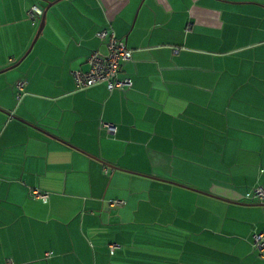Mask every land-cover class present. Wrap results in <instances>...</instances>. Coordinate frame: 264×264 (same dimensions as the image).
<instances>
[{"label":"crops","instance_id":"0c3cea01","mask_svg":"<svg viewBox=\"0 0 264 264\" xmlns=\"http://www.w3.org/2000/svg\"><path fill=\"white\" fill-rule=\"evenodd\" d=\"M104 28L132 85L77 91ZM257 186L264 0H0V264H264Z\"/></svg>","mask_w":264,"mask_h":264},{"label":"built area","instance_id":"2783aa9c","mask_svg":"<svg viewBox=\"0 0 264 264\" xmlns=\"http://www.w3.org/2000/svg\"><path fill=\"white\" fill-rule=\"evenodd\" d=\"M43 10L38 6H33L28 11L30 19L34 20L36 17L42 16ZM97 38L105 45L107 53L101 54L99 52H93L87 58L86 64L88 66L86 71H74L72 73L75 89L82 91L89 87L105 84L108 90L124 89L131 87L132 81L130 78L119 79L118 72L120 66L128 61L131 57V51L126 46L124 40L118 39L115 36L114 31L111 28H105L96 33ZM17 97H20V92H23V81L17 82ZM107 130V133L114 134L116 128L109 124H102ZM33 194L40 199L46 201L47 195L33 191ZM245 198L250 202H263L264 201V187L257 186L251 190V192L245 194ZM122 203L121 201H111L112 206H116ZM252 246L260 253L264 251V233H256L252 237ZM116 249L115 244L109 245L110 254H113Z\"/></svg>","mask_w":264,"mask_h":264},{"label":"water","instance_id":"95a60500","mask_svg":"<svg viewBox=\"0 0 264 264\" xmlns=\"http://www.w3.org/2000/svg\"><path fill=\"white\" fill-rule=\"evenodd\" d=\"M49 7H50V4H48V6H47V7L45 8V10L43 11V14H42V17H41V21H40V24H39V28H38L37 34H36V36H35V38H34L32 44H31L29 50L32 48V46H33L35 40L37 39V36L39 35V33L42 31V29H43V27H44V24H45V16H46V12H47V10H48ZM28 52H29V51H28ZM28 52H27V53H28ZM27 53H26V54H27Z\"/></svg>","mask_w":264,"mask_h":264},{"label":"trees","instance_id":"16d2710c","mask_svg":"<svg viewBox=\"0 0 264 264\" xmlns=\"http://www.w3.org/2000/svg\"><path fill=\"white\" fill-rule=\"evenodd\" d=\"M39 17H41V16H39ZM105 29V28H104ZM122 66V65H121ZM121 66H120V69H119V72H118V78L119 79H123V78H120V76H119V73H120V71H121ZM100 85H104L106 88H107V86L105 85V84H100ZM96 86V85H95ZM93 87V86H92ZM89 88H91V87H89ZM129 87H127V88H124V89H113V90H109V91H114V90H119V91H123V90H125V89H128ZM83 91V90H82Z\"/></svg>","mask_w":264,"mask_h":264}]
</instances>
